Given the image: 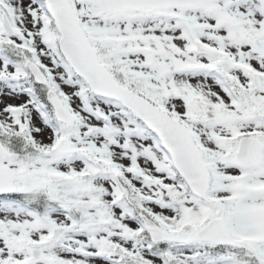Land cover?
Wrapping results in <instances>:
<instances>
[{
    "label": "snow or ice",
    "instance_id": "1",
    "mask_svg": "<svg viewBox=\"0 0 264 264\" xmlns=\"http://www.w3.org/2000/svg\"><path fill=\"white\" fill-rule=\"evenodd\" d=\"M0 264H264V0H0Z\"/></svg>",
    "mask_w": 264,
    "mask_h": 264
}]
</instances>
